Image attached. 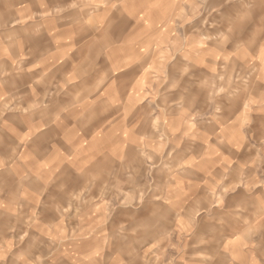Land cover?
<instances>
[{
    "label": "clouds",
    "instance_id": "9594fccd",
    "mask_svg": "<svg viewBox=\"0 0 264 264\" xmlns=\"http://www.w3.org/2000/svg\"><path fill=\"white\" fill-rule=\"evenodd\" d=\"M0 264H264V0H0Z\"/></svg>",
    "mask_w": 264,
    "mask_h": 264
}]
</instances>
